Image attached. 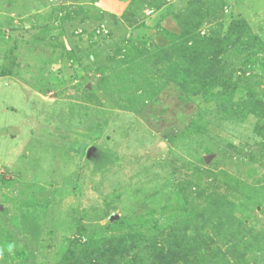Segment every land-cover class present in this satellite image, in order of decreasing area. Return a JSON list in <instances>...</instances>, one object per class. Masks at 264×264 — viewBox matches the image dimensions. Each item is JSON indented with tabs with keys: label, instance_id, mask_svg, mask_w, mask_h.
<instances>
[{
	"label": "rangeland",
	"instance_id": "obj_1",
	"mask_svg": "<svg viewBox=\"0 0 264 264\" xmlns=\"http://www.w3.org/2000/svg\"><path fill=\"white\" fill-rule=\"evenodd\" d=\"M0 264H264V0H0Z\"/></svg>",
	"mask_w": 264,
	"mask_h": 264
},
{
	"label": "water",
	"instance_id": "obj_2",
	"mask_svg": "<svg viewBox=\"0 0 264 264\" xmlns=\"http://www.w3.org/2000/svg\"><path fill=\"white\" fill-rule=\"evenodd\" d=\"M0 209H1V207H0Z\"/></svg>",
	"mask_w": 264,
	"mask_h": 264
}]
</instances>
